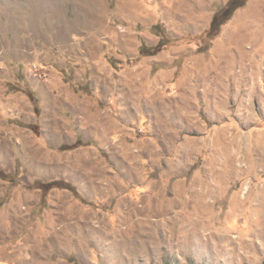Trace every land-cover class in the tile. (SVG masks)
<instances>
[{
    "label": "rangeland",
    "instance_id": "obj_1",
    "mask_svg": "<svg viewBox=\"0 0 264 264\" xmlns=\"http://www.w3.org/2000/svg\"><path fill=\"white\" fill-rule=\"evenodd\" d=\"M228 1L0 0V264H264V0L209 39Z\"/></svg>",
    "mask_w": 264,
    "mask_h": 264
},
{
    "label": "trees",
    "instance_id": "obj_2",
    "mask_svg": "<svg viewBox=\"0 0 264 264\" xmlns=\"http://www.w3.org/2000/svg\"><path fill=\"white\" fill-rule=\"evenodd\" d=\"M248 0H229L223 7H221L212 17L211 23H210V27L209 30L206 33V36L211 39L212 36H215L216 34H218L220 27L222 25H224L234 14V12L236 10H238L239 8L243 7L245 2ZM199 50L201 51H205L207 50V45H203V47H200ZM149 52L151 53H156V51H152V49H146L145 47H142L140 49V53L142 55L145 54H149ZM1 178H8L1 175ZM56 185L57 187H60L62 189H67L71 192H74L73 187L69 186L68 184H64V183H50V184H40L39 185V189L42 190H46L48 189L49 186H54Z\"/></svg>",
    "mask_w": 264,
    "mask_h": 264
}]
</instances>
